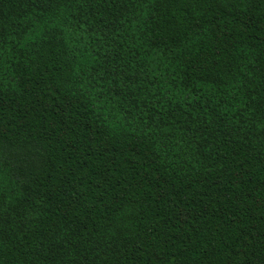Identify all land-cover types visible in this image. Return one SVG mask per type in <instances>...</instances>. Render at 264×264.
Returning a JSON list of instances; mask_svg holds the SVG:
<instances>
[{
  "label": "trees",
  "instance_id": "obj_1",
  "mask_svg": "<svg viewBox=\"0 0 264 264\" xmlns=\"http://www.w3.org/2000/svg\"><path fill=\"white\" fill-rule=\"evenodd\" d=\"M0 264H264V0H0Z\"/></svg>",
  "mask_w": 264,
  "mask_h": 264
}]
</instances>
